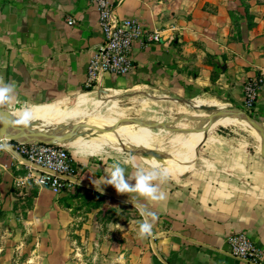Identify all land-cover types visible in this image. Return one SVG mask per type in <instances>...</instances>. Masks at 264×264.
Returning <instances> with one entry per match:
<instances>
[{
  "label": "crops",
  "instance_id": "0c3cea01",
  "mask_svg": "<svg viewBox=\"0 0 264 264\" xmlns=\"http://www.w3.org/2000/svg\"><path fill=\"white\" fill-rule=\"evenodd\" d=\"M110 1L118 16L139 18L149 29L159 30L161 40L146 46L137 42L133 69L126 74L106 72L97 86L88 88L85 82L92 50L104 41L92 0H0V79L15 81L17 86L16 100L0 105L9 119L19 116L17 111L26 102L37 109L65 112L114 111L119 119L142 121L162 133L194 118L193 109L244 108V82L264 76V0L252 1L251 22L240 0ZM248 112L264 126V83L255 107ZM85 117L92 116L79 118ZM236 117L248 122L235 115L203 126L197 136L196 162L189 174L178 179L154 168L158 165L145 150L135 154L113 147L74 154L70 149L79 166L75 181L61 192L64 201L77 195L104 194L135 207V198L139 210L154 214L138 218L137 224L147 219L153 226V235L144 238L139 226L135 230L128 222L115 234L94 231L89 264H253L227 250L228 235L241 231L264 249L261 142L251 153L252 144L244 131L230 127L223 133L213 128ZM94 120L113 125L104 130L114 136L132 138L124 142L144 145L134 125ZM30 122L47 120L35 117ZM255 133L254 129L250 134L253 140ZM115 144L125 145L120 139ZM179 145L158 157L173 174L185 172L190 165L191 144ZM117 163L132 185L138 169L156 171L157 179L151 183L166 198L119 193L107 183ZM27 173V165L16 152L0 149V185L27 181ZM37 186L30 211L52 203V190Z\"/></svg>",
  "mask_w": 264,
  "mask_h": 264
},
{
  "label": "rangeland",
  "instance_id": "374dc122",
  "mask_svg": "<svg viewBox=\"0 0 264 264\" xmlns=\"http://www.w3.org/2000/svg\"><path fill=\"white\" fill-rule=\"evenodd\" d=\"M252 1L240 0V5L245 7V14L249 22L253 19L249 9ZM108 110L112 109L108 108ZM192 111L195 112L194 118H186L184 123L176 124L171 131L162 133L156 131V128L152 130L142 121L119 119L118 113L114 111H111L113 113L103 111L65 112L57 109H36L35 117L43 118L47 120V123H63L67 127L84 124L95 125L100 131L114 127L107 125L106 122L97 123L94 119L131 124L137 128L136 130L146 147L171 152L178 148L179 144L189 143L197 121L213 112V110L201 112L199 109ZM17 113L20 114L19 111ZM85 114H91L93 118H79ZM42 123H21L19 116H16L9 120V127L20 129L26 126L40 130ZM185 126H190V129L188 128V132L184 133ZM120 127L126 130L125 127ZM230 127H235L244 131V134L246 133V138L252 144V147H249L251 153L258 149V138L252 139L254 137L250 135L251 129L235 120L218 123L213 128L225 133L224 131L229 130ZM27 131L29 130H24V132ZM92 132L74 134L64 144L74 154L96 153L103 149L116 147L98 141L93 135L95 132ZM127 133L135 137L130 131ZM117 137L123 141V144L129 145L124 142L131 140L128 136L129 139L124 135ZM132 153L138 154L136 151H132ZM261 156L263 157V155ZM156 169L161 172L159 168L156 167ZM6 181L9 182L7 177ZM37 190L38 186L31 177L27 178V181L18 179L9 182V184L2 183L0 185V264H89L92 261L94 231L99 233V230L100 232L106 230V232L113 231L115 234V230L127 222L135 230L139 226L137 223L141 213L137 207L119 203L120 201L104 194L100 196L77 195L64 201V196L61 195L62 191L58 193L52 191L50 207L49 205L39 206L38 211H30L33 210V195ZM56 194L57 196H54Z\"/></svg>",
  "mask_w": 264,
  "mask_h": 264
},
{
  "label": "built area",
  "instance_id": "2783aa9c",
  "mask_svg": "<svg viewBox=\"0 0 264 264\" xmlns=\"http://www.w3.org/2000/svg\"><path fill=\"white\" fill-rule=\"evenodd\" d=\"M99 13V23L104 32L102 44L92 50L87 68L85 85H98L106 72L126 74L135 66L134 46L137 42L146 46L151 41L161 40L157 29H149L139 18L120 17L115 13V4L110 0H92ZM73 23L74 18H69ZM264 76L257 75L244 82V109L255 107ZM0 149L16 152L28 167L27 176L40 187L53 192L63 191L75 181L76 159L63 143L50 141H17L0 139ZM228 252L253 264H264V249L257 245L246 232L228 235Z\"/></svg>",
  "mask_w": 264,
  "mask_h": 264
},
{
  "label": "water",
  "instance_id": "95a60500",
  "mask_svg": "<svg viewBox=\"0 0 264 264\" xmlns=\"http://www.w3.org/2000/svg\"><path fill=\"white\" fill-rule=\"evenodd\" d=\"M3 115V116H2ZM234 115H241L242 117L246 118L247 121L255 128V130L258 132L261 142V148L262 153L264 155V126L263 124L252 114H250L247 110H245L242 107H233V108H226V107H220L217 110L213 111L211 114L201 117L197 123L194 126L193 131L199 132L200 128L199 125L202 124V122L205 119H211V118H218V117H224V116H234ZM9 117L4 112L3 108L0 107V139H13L17 141H32V140H41V141H50V142H59L64 139H67L73 134H75L78 131L81 130H91L95 133L101 134L102 131L99 130L98 126L90 125V124H84V125H75V126H68L63 123H47V122H40L42 123V129L37 130L35 128L30 127H21L20 129H11L9 127ZM65 127L67 129L63 134L59 136H55L50 138L49 136H46L47 130H50L53 127ZM20 130H29L27 132H18ZM22 136L26 137L25 139L21 138ZM33 137H43V138H37V139H31ZM199 145L197 144L195 149V155H198L199 152ZM119 149L122 150H130V151H136L139 152L137 149H139L136 146H127V145H121L119 146ZM147 153L151 156H157V153L153 148H146ZM140 153V152H139ZM142 154V153H141ZM197 157L193 158V162H196ZM139 205V204H137Z\"/></svg>",
  "mask_w": 264,
  "mask_h": 264
},
{
  "label": "clouds",
  "instance_id": "9594fccd",
  "mask_svg": "<svg viewBox=\"0 0 264 264\" xmlns=\"http://www.w3.org/2000/svg\"><path fill=\"white\" fill-rule=\"evenodd\" d=\"M16 83L5 82L0 79V105L5 103H12L16 100ZM37 105H28L26 102L19 109V121L21 123H29L31 120L35 119ZM2 147H7L6 144L0 145ZM127 162V161H126ZM154 168L157 166H153ZM124 168L120 164L113 165V170L111 171V178L108 180V184L113 185L116 190L123 194L126 192H138L141 196L148 197L152 200H164L165 194L159 191L158 187L151 182L157 179V172L150 171L147 172L144 169H138L136 172V183L134 185L130 184L124 177ZM167 175L166 171L162 173ZM134 206L137 207L135 203V198L132 199ZM141 215H154L153 213H145L143 209H140ZM139 235L141 238L153 235V226L147 219L139 225Z\"/></svg>",
  "mask_w": 264,
  "mask_h": 264
},
{
  "label": "bare ground",
  "instance_id": "6f19581e",
  "mask_svg": "<svg viewBox=\"0 0 264 264\" xmlns=\"http://www.w3.org/2000/svg\"><path fill=\"white\" fill-rule=\"evenodd\" d=\"M235 116V115H234ZM239 116H241V115H239ZM224 117H230V116H224ZM224 117H218V118H224ZM238 117V116H237ZM236 117V119H235V121L236 122H238V123H241V124H243L245 127H247V128H249V129H251V131H253L254 132V129H253V127L248 123V122H246L245 120H242V119H240V118H237ZM242 117V116H241ZM218 118H211V119H205L203 122H202V124H200L199 125V128H200V131L202 130V128H203V126L207 123V122H209V121H212V120H215V119H218ZM246 119V118H245ZM63 128L64 127H59V126H56V127H53V128H51L50 130H47V132H46V136H49L50 138H52V137H55V136H59V135H61V134H63L64 132H63ZM109 129V128H108ZM207 129V128H206ZM206 129L199 135V137H198V140H200L201 138H202V136L204 135V132L206 131ZM110 130V129H109ZM102 132H101V134H99V133H93V135L95 136V137H97L98 139H99V141H101V142H103V143H105V144H108V145H113V146H116V147H119V146H121L120 144H115L116 143V141H118L119 140V138L118 137H116V136H114V135H112L109 131H106V130H101ZM113 131V130H112ZM200 131L199 132H193L192 133V136H191V138H190V140H189V143L191 144V160H190V165H189V167H188V169L185 171V172H183V173H180V174H173L172 172H170L167 168H166V166L159 160V158L158 157H160V156H162V155H166L167 154V152H163V151H158V150H155V152L157 153V156L158 157H156V156H151V155H149L148 153V157L151 159V160H153L157 165H158V168L161 170V171H163V172H165L166 171V173H167V175H169V176H171V177H173V178H176V179H178V178H180V177H182V176H185V175H187V174H189L190 173V171L192 170V168H193V166H194V163L195 162H193V158H195V156L197 157V155H195V149H196V146H197V136H198V134L200 133ZM18 132H24V130H20V131H18ZM81 132H90L89 130H81V131H78V132H76L75 134H77V133H81ZM255 132H256V135H257V138H258V140H260V137H259V134H258V132L255 130ZM116 133V132H115ZM74 135V134H73ZM21 138H23V139H25L26 137H24V136H22ZM37 138H43V137H33V138H31V139H37ZM130 139H132L131 137H130ZM66 139H64V140H62V141H59L60 143H63L64 141H65ZM115 141V143H112V142H110V141ZM133 141V140H132ZM79 142V141H78ZM120 143V142H119ZM136 145H137V143L136 142H134ZM136 145H132V146H136ZM127 146H131V144H129V145H127ZM136 147H138V145L136 146ZM139 149H137V150H145V151H147L146 150V148H148V147H146L145 145H142V148H140V147H138Z\"/></svg>",
  "mask_w": 264,
  "mask_h": 264
},
{
  "label": "trees",
  "instance_id": "16d2710c",
  "mask_svg": "<svg viewBox=\"0 0 264 264\" xmlns=\"http://www.w3.org/2000/svg\"><path fill=\"white\" fill-rule=\"evenodd\" d=\"M78 166H79V165L77 164V168H76V171L78 170Z\"/></svg>",
  "mask_w": 264,
  "mask_h": 264
}]
</instances>
